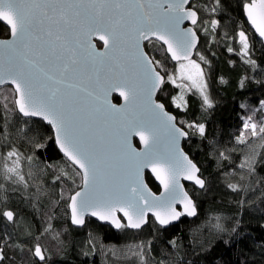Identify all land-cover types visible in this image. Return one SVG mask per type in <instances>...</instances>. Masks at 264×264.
<instances>
[{
	"label": "snow or ice",
	"instance_id": "snow-or-ice-1",
	"mask_svg": "<svg viewBox=\"0 0 264 264\" xmlns=\"http://www.w3.org/2000/svg\"><path fill=\"white\" fill-rule=\"evenodd\" d=\"M237 3L251 26L249 30H254L251 40L244 27L231 33L220 32L225 23L220 16L225 8L222 0H207L199 7L190 0H0V21L11 33L10 39L0 40V85L7 82L14 88L11 108L4 97L0 135H10L9 114L39 118L24 120L21 132L34 145L38 159V150L47 151L49 143H54L65 159L64 170L56 169L52 182L61 185L60 200L66 204L65 215L72 226L87 227L91 221L86 217H94L117 230H142L154 217L160 230L166 232L182 216L197 215L198 206L184 191L180 179L205 190L206 182L180 144L189 136L185 124L202 139H208L206 124L185 121L182 116L178 123L177 114L168 110L157 93L170 95L171 105L180 112L189 109L186 93L198 95L203 109H213L204 69L193 59L195 52L200 61L211 66L198 47L200 32L206 37L211 33L209 45L221 36L231 39L227 52H237L238 46L241 59L255 71L257 61L251 52L256 36L264 51V0ZM93 37L103 42L102 50L97 49ZM152 39L166 50L163 62L150 55L144 45ZM168 57L175 62L174 71L168 70ZM259 67L264 73V62ZM244 79L241 78V87ZM169 84L181 91L177 95L166 92ZM113 91L123 97V106L111 104L109 96ZM260 105L264 108V100ZM240 108L247 110V105L241 103ZM241 127L235 137L240 146L247 147L252 139L264 138V124L253 120L247 111ZM133 135L143 145L139 150L132 145ZM208 142L214 151L219 148L215 139ZM218 156L234 159L223 150L218 151ZM27 159L31 161L32 156ZM239 159L241 179L244 170L249 176L256 172L253 157ZM42 163L51 165L50 161ZM145 168L151 169L162 186L160 195L148 190L141 180ZM21 169L20 153L10 148L4 163L5 179L26 185ZM75 177L80 178L79 190L72 189ZM227 187L239 194L243 186L237 182ZM177 202L182 211L177 209ZM3 217L13 228L10 233L5 225L0 237V264L11 259L6 253L9 248L30 254L32 264H52L51 253L46 256L40 243H29L33 235L30 227H25V236L16 239L20 218L14 217L11 210L4 211ZM54 227L50 222L45 230ZM230 232L240 236L236 227ZM59 235L57 230L54 238ZM87 243L95 246L91 231ZM168 243L177 248L175 237ZM148 244L151 251L152 241ZM138 254L142 264H147L143 247ZM261 256L264 258V248Z\"/></svg>",
	"mask_w": 264,
	"mask_h": 264
},
{
	"label": "trees",
	"instance_id": "trees-1",
	"mask_svg": "<svg viewBox=\"0 0 264 264\" xmlns=\"http://www.w3.org/2000/svg\"><path fill=\"white\" fill-rule=\"evenodd\" d=\"M205 2L207 0L192 1L198 7ZM222 3L225 8L220 16L225 23L220 32L228 30L231 33L240 27L249 30L237 0H222ZM8 34V30L0 24V38H7ZM248 35L251 40V30ZM210 39L211 33L206 37L200 32L201 42L198 47L211 62V66L200 61L198 55L194 59L204 69L208 92L214 100L213 109H203L198 95L186 93L190 100L189 109L180 112L171 105L170 95L158 93L160 99L168 105V110L177 114L178 123L182 116L185 121L197 120L206 124L208 139H202L197 131L187 128L185 124L189 138L182 144L183 150L200 169L199 175L206 182V190L185 185L198 206L194 219L182 218L166 232L160 230L152 218L142 230L136 232L127 229L113 231L93 220H90L87 227L73 228L65 215L66 204L60 200L61 185L52 182L55 170H64L65 159L54 143H49L47 151L38 150V159L34 145L21 132L23 121L31 119H24L17 113L14 116L9 114L10 135L7 138L0 135V237L3 236L5 225H8L7 231L12 232L13 226L3 217L4 211L11 210L14 217L20 218L14 238L25 236V227H30L33 235L29 243L33 246L40 243L46 249V256L51 253L52 264H142L138 254L141 247L147 264H161V261L164 264H181V261L183 264H264L261 256V249L264 248V161L261 160V156H264V138H250L252 143L247 147L238 145L235 140L242 130L241 121L246 111L253 115V120L264 124V119H258L264 116V108L260 105V101L264 100V73L260 72L259 67L264 62V51L255 37V48L251 56L257 61V67L253 71V66L244 63L239 56L238 46L237 52H227V46L232 44L231 39L221 36L209 45L207 41ZM145 46L150 55L163 62L166 53L159 43L151 41ZM167 62L168 70L174 71V64L169 58ZM242 77L245 78L244 87L240 86ZM166 92L177 95L179 89L169 84ZM13 94L10 87L0 90V131L4 127V97L7 96L11 108ZM113 100L118 102L115 97ZM241 103L247 105V110L240 108ZM211 139L219 143L215 151L209 146L208 141ZM10 148L20 153L21 172L27 186L5 179L4 163ZM219 150L234 159L220 158ZM28 156H32L31 161L27 159ZM242 156L253 157L256 161V172L249 176L247 170H244L243 179L240 178L241 170L238 167ZM42 161H50L51 165ZM75 179L73 190L79 189L81 185L80 178ZM146 182L153 191L158 192L148 175ZM237 182L243 186L239 194L227 187L229 183ZM67 196L68 188L65 186V200ZM58 200L60 203L57 205ZM50 222L55 227L46 231ZM233 227L238 228L240 236L230 232ZM57 230L60 235L54 238ZM89 231L95 242L94 247L87 243ZM173 237L177 241L175 249L168 243ZM149 240L152 241L151 251ZM225 241H230V244ZM6 253L11 259L5 264H32L33 257L30 254H21L18 249L11 248L6 249Z\"/></svg>",
	"mask_w": 264,
	"mask_h": 264
},
{
	"label": "water",
	"instance_id": "water-1",
	"mask_svg": "<svg viewBox=\"0 0 264 264\" xmlns=\"http://www.w3.org/2000/svg\"><path fill=\"white\" fill-rule=\"evenodd\" d=\"M192 1H193V0H190V3H192ZM243 18H244V21H245V23H246V17L243 16ZM0 24H2V25L8 30V33H9L7 38H0V40L10 39V38H11L10 29L8 28V26L6 25L5 22L0 21ZM246 24H247V23H246ZM185 26H190V25H188L187 22H185ZM247 26L249 27V29H251V26H250L249 24H247ZM251 32H252V34H253L254 30H251ZM256 38L259 40V37H258V36H256ZM92 39H93V43L97 46V49H98V50H102V49H103V42L100 41V40L98 39V37H93ZM152 41H155V42H157V43L160 44V42L156 41L155 39H152ZM146 43H148V41H145V42H144V45H145ZM98 44H99L100 46H98ZM160 45H161V44H160ZM198 46H199V45H198ZM165 53H166V50H165ZM195 55H196V54H195V52H194V54H193V59H194ZM168 58H169V60H170V62H171L172 64H175V62L172 61L170 57H168ZM4 87H10V88L13 90V92H14V88H13V86L10 85L9 83L6 82L5 84L0 85V90H1L2 88H4ZM158 93H159V92H158ZM158 93H157V95H158ZM114 97L118 100V102H114V100H113ZM109 100H110L111 104L115 105L116 107H121V106L124 105V99H123V97H121V96L119 95L118 92L113 91V92L110 94V96H109ZM18 115H20V114H18ZM20 116H21L22 118H24V119L39 120V118H27V117H23L22 115H20ZM188 138H189V137H187V138H182V140H181V144H180L181 148H182V144H183V142H184V141H187ZM130 139H131V142H132L133 147L136 148L137 150H139V149H141V148L143 147V145H141L140 142H139V137H138V136L133 135V136L130 137ZM182 149H183V148H182ZM57 150H58V149H57ZM185 153H186V152H185ZM186 154H187V153H186ZM61 156H62V154H61ZM62 157H63V156H62ZM189 158H190V157H189ZM199 174H200V172L198 173V175H199ZM146 175H148V176L152 179V181L154 182V184H155L156 187L158 188V192H155V191H153V190L150 188V186H149L148 183L146 182ZM141 180H142L143 183L147 186V189L150 190V191H151L152 193H154L155 195H160V194L163 192V188H162V186L160 185L159 181L156 179L155 175L152 173V171H151L150 168H145V169L142 170ZM180 183H181L182 185H184V191H186V192H187V190H186V188H185V185H192V186H194V187H195L196 189H198V190H203V189L199 188V186L195 185L194 182H192V181H188V180H185V179H183V178L180 179ZM81 186H82V185H80V187H81ZM80 187H79V188H80ZM77 190H79V189H77ZM188 194H189V193H188ZM176 207H177V209H178L179 211H182V210H183V209H182V206H181L178 202H177V204H176ZM149 215L151 216V214H149ZM196 216H197V215H196ZM196 216H195V217H196ZM195 217H189V216L185 215V216H182V217L180 218V220H181L182 218H186V219L191 220V219H194ZM86 219H87V220H93V221L97 222V223L100 224V225L107 226V227L111 228L113 231H119V230L115 229L114 227H112L110 224H107L106 222H100V221L96 220L94 217H86ZM152 219H153V221H154V223H155V219H154V217H153ZM180 220H179V221H175V222H173L174 225H176L177 223H179ZM69 223H70V225H71L70 219H69ZM124 223H126V221H124ZM155 224H156V223H155ZM156 225L160 228V226H159L158 224H156ZM71 226H72V225H71ZM145 226H146V225H145ZM145 226H143V228H144ZM72 227H73V228H76L75 226H72ZM76 229H77V228H76ZM127 230H129V231H133V232L140 231V230H135V229H127Z\"/></svg>",
	"mask_w": 264,
	"mask_h": 264
},
{
	"label": "rangeland",
	"instance_id": "rangeland-1",
	"mask_svg": "<svg viewBox=\"0 0 264 264\" xmlns=\"http://www.w3.org/2000/svg\"><path fill=\"white\" fill-rule=\"evenodd\" d=\"M195 60H196V59H195ZM196 61H197L198 63H200L198 60H196ZM201 67H202V66H201ZM180 91H181V90L179 89V92H180ZM179 92H178V93H179Z\"/></svg>",
	"mask_w": 264,
	"mask_h": 264
}]
</instances>
